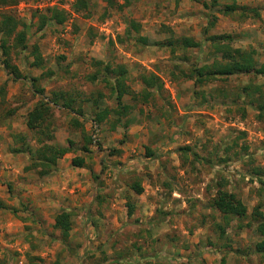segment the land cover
<instances>
[{
    "label": "rangeland",
    "instance_id": "374dc122",
    "mask_svg": "<svg viewBox=\"0 0 264 264\" xmlns=\"http://www.w3.org/2000/svg\"><path fill=\"white\" fill-rule=\"evenodd\" d=\"M73 1L17 0L11 7L24 24L26 48L9 52L19 77L0 62V264H217L220 255L224 264H264V254L253 251L261 238L255 223L236 229L231 220L219 236L216 224L222 218L209 205L213 183L223 178L247 211L259 202L264 212V193L251 171L264 165V117L257 119L245 104L240 110L228 98L209 96L218 87L230 95L249 76L233 75L200 87L187 77L191 67L210 58L208 35L228 34L232 46L251 47L260 55L264 0H234L257 14H223L220 6L207 7L208 0H127L120 10L106 0H88L87 9L72 12ZM114 2L123 5L124 0ZM53 5L68 18L37 29L35 11ZM129 20L138 23L146 45L123 37ZM170 34L192 37L201 45L170 52L153 44ZM33 45L42 58L40 67L32 65ZM95 60L124 66L125 84L134 92L142 87L143 72L158 75L162 88L146 101L123 95L121 101L132 105L128 112H111L97 126L94 113L117 105L108 84L112 78ZM259 60L264 62V56ZM34 88L47 97L66 93L82 112L73 115L51 105L48 142L68 146L69 140L72 145L46 174L25 167L27 153L11 152L20 144L17 135L36 145L38 136L24 124L26 112L41 98ZM200 89L202 95L195 92ZM73 157H82L83 165H72ZM133 180L142 186L140 193L129 188ZM128 202L133 204L130 214ZM60 208L72 211L63 241L51 226Z\"/></svg>",
    "mask_w": 264,
    "mask_h": 264
},
{
    "label": "trees",
    "instance_id": "16d2710c",
    "mask_svg": "<svg viewBox=\"0 0 264 264\" xmlns=\"http://www.w3.org/2000/svg\"><path fill=\"white\" fill-rule=\"evenodd\" d=\"M17 0H0V7H6L0 10V55L2 58L0 62L7 73L13 77H19L20 73L15 65L9 62V52L13 48L24 49L26 48V32L24 24L21 23L16 15L11 11V7L16 5ZM127 0H124L123 5L114 2V0H106V4L109 7H115L121 9ZM88 0H74L71 5L72 12H79L85 10L88 7ZM207 6L206 3L203 4ZM207 7L220 6V11L223 14L232 13L235 11L245 12L250 11L252 14H257L254 8H247L245 6H239L232 0L230 3L221 4L219 0H208ZM206 7V8H207ZM34 15L38 21L37 29H41L46 23H54L61 25L67 18L68 13L57 6L45 7L42 11H35ZM212 18H215L214 16ZM213 19L209 22L212 24ZM127 26L123 29V37L126 39H133L136 43L146 45L147 37L139 34L138 23L129 20ZM121 35H117V40L121 42ZM209 42L210 58L208 62H204L200 65L191 67L187 73V77L193 80L194 85L203 86L208 82L215 80L226 79L233 75H247L248 81L237 88V90L230 95L227 89L212 88L209 92L210 98L229 99V104L236 106L238 109L243 110L242 104H245L255 111L257 119L264 117V62L259 60L260 55L264 56V41L262 43V51L260 55L254 48H240L231 45L232 38L228 34H213L208 35L206 38ZM109 44H112V39H108ZM153 44L160 46H167L170 52L175 49L181 51L199 47L201 44L199 41L194 40L189 36H176L171 34L169 37L154 41ZM30 53L33 55L32 65L40 67L42 58L35 45H33ZM182 60L186 61L187 57L182 54ZM97 65H102V70L105 74L112 78L108 81L111 92H113L117 108L109 109L103 107L98 109L93 115V122L98 126L103 120H105L111 112H114L117 116L124 115L132 107L131 104L123 103L121 98L123 95H128L132 101H135L140 97L142 101H146L152 91L158 92L162 88V82L158 75L153 72L139 73V80L142 84L141 89L138 92H134L125 84V76L127 70L122 65L111 66L107 62L94 61ZM95 75H92L90 79H94ZM256 78H263L261 82H254ZM35 79L32 78L31 81ZM106 81V79H104ZM107 82V81H106ZM33 87V84H31ZM216 91V93H215ZM34 92L41 95V98L26 112L25 114V127L33 134H36V145L32 146L26 138L17 135L20 144L13 147L11 152L14 153H27L29 155L30 163L25 167L35 168L38 174H46L55 168L57 159H59L65 152L69 151L71 141L68 142V146L58 145L48 142L52 139L51 129V105L58 104L63 109L67 110L73 115L82 116L80 107L73 106V98L69 97L63 92H52L50 96L43 95L41 88H34ZM202 95V90L195 91ZM231 96V97H230ZM46 97V99H45ZM238 100H241L238 102ZM95 103V100H92ZM224 102V101H220ZM76 127L80 126L75 119L72 122ZM113 126V124H112ZM125 126V125H124ZM90 140V138H88ZM183 152L187 151V147H180ZM82 151L86 152L87 148L82 147ZM221 162H225V158L219 159ZM82 157L71 158V164L76 166L83 165ZM260 182V186L263 190L264 185V165L255 166L251 170ZM213 194L209 198V205L214 208L222 218V224L217 223L219 236L224 235L225 227L230 225V221L234 220V227L241 229L248 227L252 223H255V230L261 235V238L256 240L253 244V251L264 254V212L260 208V203L256 202L252 205L251 209L247 211V206L241 197L234 191L225 187L226 182L223 178L217 179L214 183ZM129 188L134 193H140L142 186L137 180H133L129 184ZM133 210V204H126V213L130 214ZM246 218L245 221L243 219ZM51 226L58 230L60 239L63 241L66 239L67 234L72 226V211L66 208H60L53 215V221ZM140 264H152L149 261H145ZM163 264V263H161ZM217 264H224L223 255H220Z\"/></svg>",
    "mask_w": 264,
    "mask_h": 264
}]
</instances>
